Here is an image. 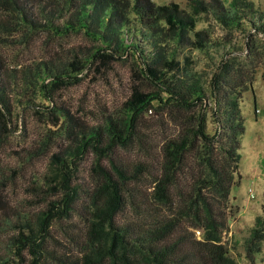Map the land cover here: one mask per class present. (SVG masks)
Here are the masks:
<instances>
[{
	"label": "trees",
	"instance_id": "16d2710c",
	"mask_svg": "<svg viewBox=\"0 0 264 264\" xmlns=\"http://www.w3.org/2000/svg\"><path fill=\"white\" fill-rule=\"evenodd\" d=\"M190 2L188 13L177 4L155 6L150 0H39L33 5L9 0L24 34L81 32L98 45L65 64L28 67L19 81L23 89H36L45 79L58 89L97 57L115 60L125 54L141 66L142 75L155 88L149 93L134 91L121 117H108L97 127H85L62 106L58 108L63 135L70 142L51 155L58 187L54 194L62 197L46 202L45 212L35 216L15 211L20 225L6 213L11 229L22 230L9 240V251L20 256L21 249H28L35 262L44 255L50 264H236L227 258L221 239L243 134L238 102L251 90V82L243 86L245 73L230 60L222 61L235 47L229 44L226 50L203 31H195V25L200 15H207L220 29L252 33L264 45V9H255L248 0H230L226 5L220 0ZM244 46L249 55L255 54L256 48ZM191 48L219 57L206 81L195 70V59L181 54ZM1 70L0 135L11 121L15 87L3 80ZM148 111L167 114L177 133L168 136L157 152L152 150L148 165L130 164L120 153L146 148L140 120ZM85 154L93 156L96 181L83 208L76 205L72 167ZM142 177L153 185L146 198L135 186ZM74 215L85 225L83 232L73 223L74 229L65 231V253L49 249L48 222L69 221ZM263 229L264 218H256L246 258L260 251ZM9 262L0 247V264Z\"/></svg>",
	"mask_w": 264,
	"mask_h": 264
},
{
	"label": "rangeland",
	"instance_id": "374dc122",
	"mask_svg": "<svg viewBox=\"0 0 264 264\" xmlns=\"http://www.w3.org/2000/svg\"><path fill=\"white\" fill-rule=\"evenodd\" d=\"M38 1L25 0L28 5ZM190 1L150 0L155 6L177 4L188 13L191 12ZM220 1L226 5L230 0ZM248 1L255 9H264V0ZM14 13L9 0H0L1 75L6 83L11 81L15 86L10 98L13 108L11 121L0 135V247L2 253L10 259L9 264H50L44 255L35 262L28 249H21L20 256L9 251V240L22 230L11 229L6 213L10 215L13 224L20 225L15 219V211L35 216L45 212L46 202L62 197L59 193L54 194L53 189L58 187L51 155L69 147L70 142L63 135V114L58 108L62 106L85 127H97L108 117H121L124 104L134 91L149 93L154 92L155 88L142 75L141 66L125 54L115 60L111 57H97L81 74L74 75L73 79L67 80L58 89H53L52 81L46 79L41 80L39 86H35L36 89H23L19 81L28 67L34 69L42 63L65 64L75 56L81 57L80 52L84 49L98 45L81 32L56 35L46 31L26 35L17 25ZM195 31H203L212 42L225 45L226 50L229 44L234 46L235 52L222 61L230 60L231 64L245 73L247 80H242L243 86L251 82V90L245 91L238 102L243 119V134L239 139L238 169L234 175V187L229 192L230 212L221 243L226 248L227 258L236 264H264V242L259 244L260 251L251 253L249 259L246 258L245 248L256 218H264V45L252 33L220 29L207 15L199 16ZM245 44L256 48L255 54L249 55ZM100 53L103 55L107 52ZM181 54L195 59V70L205 81L218 66L219 57L214 52L204 56L198 49L191 48L181 51ZM234 81L240 83L238 78ZM40 83L44 88H41ZM140 127L146 148L124 150L120 157L130 164L141 162L148 165L150 157L153 159L152 156L164 140L176 135L177 127L167 114L155 111L143 114ZM93 162V156L85 154L72 167V186L78 189L76 205L83 208L86 207V197L96 181L92 171ZM135 186L146 198L153 185L150 179L142 177ZM3 208H6V212ZM73 223L78 231L83 232L85 225L76 215L69 221L63 218L48 222L52 238L48 243L49 249H54L58 254L65 253L68 246L65 231L74 229L75 226H70ZM200 238V232L195 233V240Z\"/></svg>",
	"mask_w": 264,
	"mask_h": 264
},
{
	"label": "built area",
	"instance_id": "2783aa9c",
	"mask_svg": "<svg viewBox=\"0 0 264 264\" xmlns=\"http://www.w3.org/2000/svg\"><path fill=\"white\" fill-rule=\"evenodd\" d=\"M196 234H198V232H195Z\"/></svg>",
	"mask_w": 264,
	"mask_h": 264
}]
</instances>
